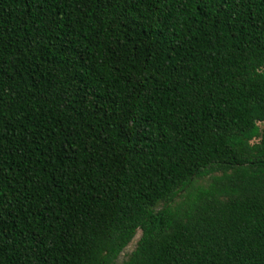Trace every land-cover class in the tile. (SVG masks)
Masks as SVG:
<instances>
[{"label": "trees", "instance_id": "trees-1", "mask_svg": "<svg viewBox=\"0 0 264 264\" xmlns=\"http://www.w3.org/2000/svg\"><path fill=\"white\" fill-rule=\"evenodd\" d=\"M264 264V0H0V264Z\"/></svg>", "mask_w": 264, "mask_h": 264}, {"label": "rangeland", "instance_id": "rangeland-1", "mask_svg": "<svg viewBox=\"0 0 264 264\" xmlns=\"http://www.w3.org/2000/svg\"><path fill=\"white\" fill-rule=\"evenodd\" d=\"M140 236H141V233L139 232L138 236L135 238V240L133 241V243L121 255V257H120V259H119V261H118L117 264H121L128 257V255L131 254L135 250L136 244H137Z\"/></svg>", "mask_w": 264, "mask_h": 264}]
</instances>
